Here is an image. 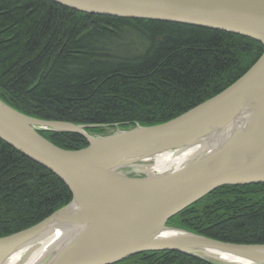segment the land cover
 I'll list each match as a JSON object with an SVG mask.
<instances>
[{
	"label": "water",
	"instance_id": "obj_1",
	"mask_svg": "<svg viewBox=\"0 0 264 264\" xmlns=\"http://www.w3.org/2000/svg\"><path fill=\"white\" fill-rule=\"evenodd\" d=\"M50 1L93 15L222 30L264 47V0ZM97 126L35 118L0 99V139L56 175L71 194L39 222L1 236L0 264L56 228H64L60 238L30 264H114L147 251L210 264H264V244L224 242L168 223L219 187L264 183V51L230 85L165 122L87 130ZM40 131L76 133L87 145L61 148ZM193 146L196 154L181 169L139 168Z\"/></svg>",
	"mask_w": 264,
	"mask_h": 264
},
{
	"label": "trees",
	"instance_id": "obj_2",
	"mask_svg": "<svg viewBox=\"0 0 264 264\" xmlns=\"http://www.w3.org/2000/svg\"><path fill=\"white\" fill-rule=\"evenodd\" d=\"M264 47L251 38L176 22L93 15L50 0H0V99L26 115L113 126L165 122L239 78ZM106 126H110L107 128ZM80 149L76 133L40 131ZM53 173L0 139V237L68 203ZM207 237L264 244V183L222 186L168 220ZM114 264H210L147 251Z\"/></svg>",
	"mask_w": 264,
	"mask_h": 264
},
{
	"label": "bare ground",
	"instance_id": "obj_3",
	"mask_svg": "<svg viewBox=\"0 0 264 264\" xmlns=\"http://www.w3.org/2000/svg\"><path fill=\"white\" fill-rule=\"evenodd\" d=\"M197 147L186 148L181 152L171 155L170 153H163L155 156L152 165H143L139 167L142 171H172L181 169L185 163L196 154ZM64 228L54 229L52 233L34 244L25 247L22 251L13 255L7 264H30L34 259L41 256L51 246L56 239H59L62 235ZM25 256L23 257V255ZM226 261L234 262L231 257H225Z\"/></svg>",
	"mask_w": 264,
	"mask_h": 264
}]
</instances>
